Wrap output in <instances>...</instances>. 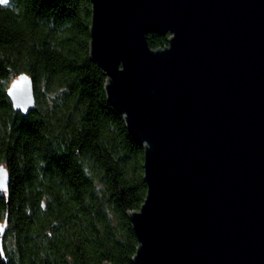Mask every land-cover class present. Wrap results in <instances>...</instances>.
<instances>
[{"label":"water","instance_id":"1","mask_svg":"<svg viewBox=\"0 0 264 264\" xmlns=\"http://www.w3.org/2000/svg\"><path fill=\"white\" fill-rule=\"evenodd\" d=\"M90 2V57L144 146L133 263L264 264V0ZM7 94L35 107L26 73Z\"/></svg>","mask_w":264,"mask_h":264},{"label":"trees","instance_id":"2","mask_svg":"<svg viewBox=\"0 0 264 264\" xmlns=\"http://www.w3.org/2000/svg\"><path fill=\"white\" fill-rule=\"evenodd\" d=\"M91 18L90 0L0 2V264H134L144 146L107 99ZM21 73L34 86L27 113L7 94Z\"/></svg>","mask_w":264,"mask_h":264},{"label":"snow or ice","instance_id":"3","mask_svg":"<svg viewBox=\"0 0 264 264\" xmlns=\"http://www.w3.org/2000/svg\"><path fill=\"white\" fill-rule=\"evenodd\" d=\"M0 2H4V0H0ZM0 187H2V184H0Z\"/></svg>","mask_w":264,"mask_h":264}]
</instances>
